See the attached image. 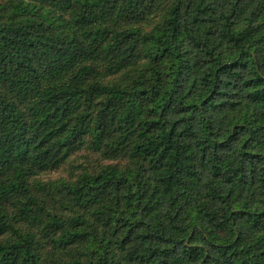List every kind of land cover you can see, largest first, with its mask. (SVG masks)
I'll return each mask as SVG.
<instances>
[{
	"label": "trees",
	"instance_id": "16d2710c",
	"mask_svg": "<svg viewBox=\"0 0 264 264\" xmlns=\"http://www.w3.org/2000/svg\"><path fill=\"white\" fill-rule=\"evenodd\" d=\"M0 264H264V0H0Z\"/></svg>",
	"mask_w": 264,
	"mask_h": 264
},
{
	"label": "rangeland",
	"instance_id": "374dc122",
	"mask_svg": "<svg viewBox=\"0 0 264 264\" xmlns=\"http://www.w3.org/2000/svg\"><path fill=\"white\" fill-rule=\"evenodd\" d=\"M62 173L61 170H56V171H51L49 173H46L45 175H43L44 177H49V176H55V175H60Z\"/></svg>",
	"mask_w": 264,
	"mask_h": 264
}]
</instances>
